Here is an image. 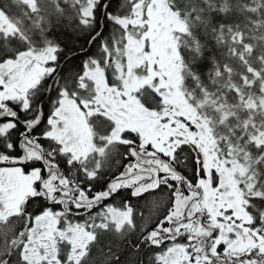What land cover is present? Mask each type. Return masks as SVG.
<instances>
[{"label":"snow or ice","instance_id":"6c2138e0","mask_svg":"<svg viewBox=\"0 0 264 264\" xmlns=\"http://www.w3.org/2000/svg\"><path fill=\"white\" fill-rule=\"evenodd\" d=\"M0 264H264V0H0Z\"/></svg>","mask_w":264,"mask_h":264},{"label":"trees","instance_id":"16d2710c","mask_svg":"<svg viewBox=\"0 0 264 264\" xmlns=\"http://www.w3.org/2000/svg\"><path fill=\"white\" fill-rule=\"evenodd\" d=\"M106 33H107V29H105ZM62 39H64V37H61ZM69 44L71 46V42L69 41ZM76 63H79V61L77 60ZM135 203V202H134ZM117 204H119V200H117Z\"/></svg>","mask_w":264,"mask_h":264},{"label":"flooded vegetation","instance_id":"af4514ba","mask_svg":"<svg viewBox=\"0 0 264 264\" xmlns=\"http://www.w3.org/2000/svg\"><path fill=\"white\" fill-rule=\"evenodd\" d=\"M93 51H95V49H93Z\"/></svg>","mask_w":264,"mask_h":264}]
</instances>
